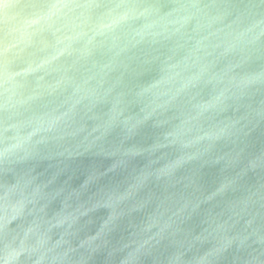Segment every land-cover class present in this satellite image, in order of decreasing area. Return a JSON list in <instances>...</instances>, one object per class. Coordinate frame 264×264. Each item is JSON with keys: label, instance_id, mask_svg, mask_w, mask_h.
Listing matches in <instances>:
<instances>
[{"label": "clouds", "instance_id": "obj_1", "mask_svg": "<svg viewBox=\"0 0 264 264\" xmlns=\"http://www.w3.org/2000/svg\"><path fill=\"white\" fill-rule=\"evenodd\" d=\"M0 264H264V0H0Z\"/></svg>", "mask_w": 264, "mask_h": 264}]
</instances>
